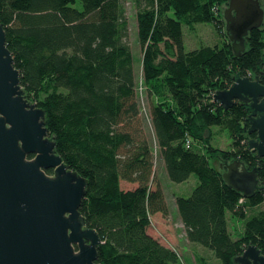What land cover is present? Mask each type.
<instances>
[{"label":"trees","instance_id":"1","mask_svg":"<svg viewBox=\"0 0 264 264\" xmlns=\"http://www.w3.org/2000/svg\"><path fill=\"white\" fill-rule=\"evenodd\" d=\"M224 2L149 0L136 14L142 82L151 99L159 90L167 97L149 103L150 135L140 116L121 0H0V24L24 97L45 112L56 153L87 180L79 212L100 238V264H178L153 220L167 219L168 186L191 176L192 192L173 201L186 240L220 264H233L249 245L264 256V158L247 149L254 133L245 132L246 109L234 103L225 111L212 101L236 74L260 75L264 24L234 57L217 11ZM205 23L222 38L221 46L186 51L183 27L193 31ZM212 128L230 132L228 151L204 137ZM157 160L164 175L159 179ZM234 160L258 169L259 188L248 199L231 190L214 165ZM231 218L244 221L237 238L229 230Z\"/></svg>","mask_w":264,"mask_h":264},{"label":"water","instance_id":"2","mask_svg":"<svg viewBox=\"0 0 264 264\" xmlns=\"http://www.w3.org/2000/svg\"><path fill=\"white\" fill-rule=\"evenodd\" d=\"M226 1L224 29L234 57L240 58L248 34L264 24V9L259 0ZM260 77L264 79V60L259 76L236 74L227 89L212 94V101L225 111L234 103L246 109L245 132L256 135L247 149L264 158ZM222 179L244 199L259 188L258 169L249 170L237 160L225 164ZM87 184L56 153L45 112L24 97L0 24V264H100V238L79 212ZM233 264H264V256L249 245Z\"/></svg>","mask_w":264,"mask_h":264},{"label":"rangeland","instance_id":"3","mask_svg":"<svg viewBox=\"0 0 264 264\" xmlns=\"http://www.w3.org/2000/svg\"><path fill=\"white\" fill-rule=\"evenodd\" d=\"M259 1L261 3L262 8L264 9V0ZM148 2L149 0H121V4L124 9V14L129 27L128 43L134 58L133 66L136 74V92L139 101L140 116H142L144 122L143 127L146 129V132L151 135L152 130L150 128L149 121V103H151V101L153 103L166 101L167 97L164 95V92L162 90H159L158 93L155 94L156 97L151 95V99L150 97H148V91L146 90L145 84L142 82V51L137 42L135 17L139 11H142L148 7ZM227 6L228 4L225 0V2L217 8V11L222 18L223 12L227 8ZM223 31L225 33V29ZM226 39L228 41L227 36ZM183 40L186 51H194L201 47L221 46L222 44V38H220L215 29L207 23L195 25L193 31H190L186 27H183ZM204 137L209 140L212 146L225 151H228L231 148L233 142L230 137V132L225 129L212 128L210 129V131H206L204 133ZM154 157H156L155 154ZM214 165L222 173L224 172V164L222 162L216 161ZM155 166L156 175L159 179V177L161 178L160 174L163 175V171L158 164V160L155 162ZM193 180H196V178L194 176H191V179L187 183H184L182 185H176L173 183L168 186V188L166 189V201L168 205L167 215L170 216V218L166 220H153V224L156 225V222H158V226H156V228L161 234V240L166 246H172L174 252L177 255L178 264H220L219 260H217L214 255L210 253L209 250L204 248L193 247L192 245L186 243L185 239L183 238V235L181 234L182 227L177 219L176 212L174 211V195L186 196L185 192L191 189ZM164 181L167 184L166 180ZM259 208L260 207H257L255 209H248L246 213L247 217L252 216L251 214L256 212ZM243 222V220H237L234 218L230 219L229 230L233 238H237L240 236L243 229ZM177 242H179L180 245L185 246L184 252L177 246Z\"/></svg>","mask_w":264,"mask_h":264},{"label":"crops","instance_id":"4","mask_svg":"<svg viewBox=\"0 0 264 264\" xmlns=\"http://www.w3.org/2000/svg\"><path fill=\"white\" fill-rule=\"evenodd\" d=\"M158 164H159L160 167H162V163L160 162V160H158ZM189 179H191V177H190ZM180 185H182V184H180ZM195 186H196V180H193V183H192V187H191V189H190V190H187V191L185 192V195L188 196V195L192 192V190L194 189ZM174 211L176 212V209H175V208H174ZM176 215H177V213H176ZM168 218H170V216H167V219H168ZM177 219H178V221H179V223H180V220H179L178 216H177ZM180 225H181V223H180ZM154 227L156 228V226H154ZM160 227H162V226H160ZM181 227H182V226H181ZM156 229H157V228H156ZM157 230H158V229H157ZM181 234L183 235V238L185 239L186 243L190 244V243L186 240V238H185V233H184V229H183V227H182V233H181ZM190 245H192L193 247L201 248V247L196 246V245H193V244H190ZM177 246H178L183 252L185 251V246L180 245L179 242H177Z\"/></svg>","mask_w":264,"mask_h":264},{"label":"flooded vegetation","instance_id":"5","mask_svg":"<svg viewBox=\"0 0 264 264\" xmlns=\"http://www.w3.org/2000/svg\"><path fill=\"white\" fill-rule=\"evenodd\" d=\"M249 76H251V75L249 74ZM249 136H250V135H249ZM255 137H256V135L254 134V138H255ZM254 138H251V137H250V138H248V140H249V139H254ZM48 172H51V173H52L51 170L47 171V173H48Z\"/></svg>","mask_w":264,"mask_h":264},{"label":"built area","instance_id":"6","mask_svg":"<svg viewBox=\"0 0 264 264\" xmlns=\"http://www.w3.org/2000/svg\"><path fill=\"white\" fill-rule=\"evenodd\" d=\"M186 146L188 147L189 146V143L188 142H186ZM243 200V199H242Z\"/></svg>","mask_w":264,"mask_h":264}]
</instances>
